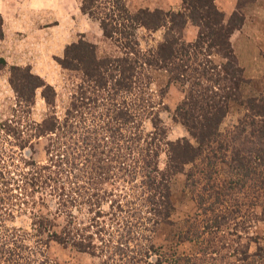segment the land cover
I'll return each mask as SVG.
<instances>
[{
    "label": "rangeland",
    "instance_id": "1",
    "mask_svg": "<svg viewBox=\"0 0 264 264\" xmlns=\"http://www.w3.org/2000/svg\"><path fill=\"white\" fill-rule=\"evenodd\" d=\"M80 1L0 0V57L5 62L0 69V171L9 189L6 193L12 194L3 207L0 203V238L15 229L36 250L35 240L60 231L70 220L75 227H82L84 235L92 237L94 255L49 241L46 245L38 243L40 252L34 253L37 261L47 258L53 264H264V191H260L264 186V176L260 175L264 173V136L260 141L251 137L244 109L230 101L210 132L193 138L175 114L188 90V82L170 81L167 71L154 67H143L144 84L140 90L134 87L131 93L114 96L106 92L107 84L99 92L85 85L82 97L81 71L63 69L56 62L63 47L82 39L94 44L97 55H121L123 50L118 41L102 35L97 20L80 12ZM123 2L129 12L139 8L162 11L181 8L180 0ZM213 2L222 12L224 22L229 20L237 25L242 17L241 24L229 37L243 77L235 87L243 98L255 96L264 100V0ZM166 31L167 25L153 31L135 28L138 49L155 46ZM196 31L187 22L181 30V39L194 41ZM209 57L216 64L224 61L221 55L212 52ZM10 65L28 66L49 83L55 93L53 107L47 108L37 89L31 110L25 116L20 115L7 81ZM88 97L94 101H88ZM71 100L76 104L73 109ZM108 101L116 102V107L122 109L131 108L134 121L114 122L115 107L107 105ZM67 109L69 114L65 112ZM49 114L54 115L58 129L34 136L33 125ZM153 118L164 129L163 139L152 138ZM9 120L18 123L15 133H5L1 127ZM115 128L117 131H113ZM131 132L141 140L128 153ZM177 138H186L200 152L193 162L183 164L170 175L166 215L150 229L145 220L150 215L147 202L141 198L146 192L140 183L148 168L144 172L141 159L145 147L149 151L156 144L159 147L156 165L163 169L166 148L162 140ZM81 140L94 144L96 151L102 150L104 164L110 165L108 178L95 177L94 206L84 200L93 191L87 183L82 186L78 203L65 204L63 211L55 210L56 199L47 194L46 188L30 186L18 174L48 164L58 169V151L73 152L75 157L88 151ZM112 154L121 155L120 160L124 157V168L106 160ZM60 166L65 172L58 187L59 184L68 187L66 179L83 168L79 161ZM113 201L119 203L120 210ZM39 214L52 223L41 235L32 226V220ZM119 217L122 224L117 222ZM214 219L219 229L214 227Z\"/></svg>",
    "mask_w": 264,
    "mask_h": 264
},
{
    "label": "trees",
    "instance_id": "2",
    "mask_svg": "<svg viewBox=\"0 0 264 264\" xmlns=\"http://www.w3.org/2000/svg\"><path fill=\"white\" fill-rule=\"evenodd\" d=\"M123 1H80V12L97 20L102 35L110 41H118L123 50L121 55L114 56L110 53L97 55L94 44L82 39L72 41L63 47L62 54L56 58V62L63 69L81 71L83 76L79 85L81 96L84 97L85 85L91 86V90L95 89L96 92H99L107 84L109 88L106 89V92L114 96L119 95L120 92L131 93L134 87L140 90L144 84L142 82L143 67L163 69L167 71L170 81L188 82V90L175 108V114L179 116L181 124L193 138L203 137L208 131L210 132L211 125L220 120L231 101L244 109V120L249 125L251 137L260 141L264 136V100L255 96L243 98L235 87L243 77L240 75L241 69L237 65L229 37L232 31L241 24L242 17H240L241 22L239 21L237 25L229 20L224 22L223 14L216 8L213 0H180L181 8L176 11L139 8L134 12H129ZM187 22L197 28L196 38L192 42H185L181 39V30ZM165 25H167V31L155 46L141 51L138 49L135 28L143 27L153 31ZM211 52L221 55L224 61L221 64L214 63L209 57ZM4 65L5 62L0 57V69ZM8 72L7 81L15 95L16 110L18 109L20 115L25 116L31 110L37 89H39L40 97L44 100L47 108L53 107L55 96L53 87L39 75L32 73L28 66L10 65ZM87 100L94 101L89 97ZM107 105L115 107L113 110L111 109L114 111L112 115L114 122L134 121V111L131 108L123 106L122 109L116 107L118 106L116 102L110 103L109 101ZM70 106L71 109L76 106L73 100H71ZM65 112L69 114L70 110L67 109ZM151 121L154 129L152 138L163 139L164 129L159 125V121L156 118ZM56 123L54 115L49 114L33 125L34 136L53 132L58 129L59 124ZM1 125L5 133L8 131L15 133L18 127L16 121L12 123L10 120ZM115 130L117 131V128L113 129V131ZM131 134L132 136L129 135L128 139L132 141V145L128 146V153L136 148L138 141L141 140L139 135L132 132ZM80 143L83 144L84 149L87 147L88 151L83 155L81 152L78 157H75L73 152H57L58 169L54 170L48 164L18 174L19 177L22 176L24 180H28V185L46 188L47 194L56 199L58 207L55 210L61 211L65 204L75 205L74 203H78L77 198L81 199L80 192L83 194L82 186L87 183L93 191L84 200L88 205L94 206V179L100 175H103L101 178L104 176L108 178L107 171L110 165L104 164L102 150L96 151L94 144L82 140ZM162 143L166 148V164L163 169H158L156 165L155 157L159 150L156 144L149 151L148 147H145V154L141 159V168L144 169V172L148 168V171L140 182L144 184L143 190L146 193L144 197H138L147 202L146 208L150 215L146 216L145 220L150 229L166 215L165 210L169 206L167 180L170 175L179 171L183 164L193 162L200 152L198 146H193L186 138H177L172 141L162 140ZM62 148H64L63 145ZM120 156L112 154L111 157L106 156L108 158L106 160H111L117 166L120 165L124 168V157L120 160ZM75 159L77 160L75 161ZM77 161L83 168L79 173H72L71 177L66 179L68 187L60 186V184L58 187L57 184L62 179L61 175L65 172L60 169L62 168L60 163L61 165L72 162L75 164ZM87 167L88 171H85ZM84 174L86 175L84 176ZM260 175L264 176V173L261 172ZM0 182L3 185L0 186V203L3 207L5 199L12 194L6 193L9 189L2 171H0ZM260 191H264V186ZM103 194L107 195L104 189ZM113 203H116V207L120 210L119 203L117 201H113ZM2 210H6V208H2ZM35 216L32 226L37 234L41 235L52 223L43 215ZM120 218L117 220L118 224H122L123 220ZM222 221L224 222L223 219ZM213 225L220 228L216 219H214ZM91 239L90 235H84L82 227H75L70 220H67L60 231H52L44 239L35 240L37 249L34 250L32 246L25 243L23 233H17V230L12 229L9 236L5 235L0 238V264H53L47 258L39 261L34 258V253L39 251L38 243L46 245L49 241L59 245L68 244L79 252L94 255L95 245Z\"/></svg>",
    "mask_w": 264,
    "mask_h": 264
}]
</instances>
